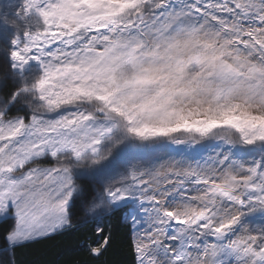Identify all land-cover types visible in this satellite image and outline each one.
<instances>
[{"label":"snow or ice","instance_id":"6c2138e0","mask_svg":"<svg viewBox=\"0 0 264 264\" xmlns=\"http://www.w3.org/2000/svg\"><path fill=\"white\" fill-rule=\"evenodd\" d=\"M0 22V264L89 224L102 256L117 215L134 264H264V0H20Z\"/></svg>","mask_w":264,"mask_h":264},{"label":"trees","instance_id":"16d2710c","mask_svg":"<svg viewBox=\"0 0 264 264\" xmlns=\"http://www.w3.org/2000/svg\"><path fill=\"white\" fill-rule=\"evenodd\" d=\"M11 226L9 217L0 218V245ZM105 229L104 239L110 240V245L102 256L89 253L99 237L89 224L17 249L15 264H134L129 222L117 215L105 222Z\"/></svg>","mask_w":264,"mask_h":264},{"label":"rangeland","instance_id":"374dc122","mask_svg":"<svg viewBox=\"0 0 264 264\" xmlns=\"http://www.w3.org/2000/svg\"><path fill=\"white\" fill-rule=\"evenodd\" d=\"M20 0H0V16L7 15L9 18H13L16 8L19 6ZM0 32L7 34L9 29L5 26L2 22H0ZM211 142H205V144H209ZM164 151L170 153L173 157L180 158L181 155H196L198 158H201L200 162L203 163L204 160L207 159V156L211 154V147H198L196 152H192L188 146H180L179 148L169 146ZM159 161L160 163H165L167 161V157H163ZM189 163L191 161H188ZM54 162L50 160V158L45 157L41 160L37 161V164L42 167H50ZM7 217L10 218L11 224L14 223L15 217L12 215H8ZM3 218V217H0ZM261 224H264V220H262L259 216L254 217L251 221V226L259 227Z\"/></svg>","mask_w":264,"mask_h":264}]
</instances>
